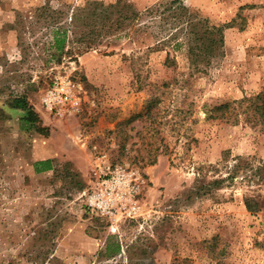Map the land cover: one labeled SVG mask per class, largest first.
<instances>
[{"label": "rangeland", "instance_id": "374dc122", "mask_svg": "<svg viewBox=\"0 0 264 264\" xmlns=\"http://www.w3.org/2000/svg\"><path fill=\"white\" fill-rule=\"evenodd\" d=\"M126 1L144 11L170 0ZM183 1L228 26L205 73L184 47L156 49L145 20L137 33L90 34L96 4L116 0H0V264H264V121L238 104L264 90V0ZM55 26L69 36L61 59ZM58 76L83 87L74 115L42 104ZM21 96L45 135L10 107ZM50 149L55 172L36 173ZM100 156L147 179L139 218L87 212L66 168L87 187Z\"/></svg>", "mask_w": 264, "mask_h": 264}, {"label": "trees", "instance_id": "16d2710c", "mask_svg": "<svg viewBox=\"0 0 264 264\" xmlns=\"http://www.w3.org/2000/svg\"><path fill=\"white\" fill-rule=\"evenodd\" d=\"M50 10L52 9L47 8L45 12ZM93 15L97 17L94 21L97 30H92L90 34L95 35L96 33L101 37L111 34L114 28L119 33L125 32V35H128L130 31L137 33L141 29L138 24L145 20L148 23L142 28L154 32L153 37L157 40L156 49H161L166 45H172L173 49L184 47L189 64L195 73H205L214 60L224 54V30L228 26L211 23L208 18L200 16L198 11L188 7L183 0L159 3L144 11H138L132 3L126 0H116L108 5L97 3ZM53 35L52 48L56 51L55 56L61 59L71 52L67 46L68 31L66 28L55 26ZM95 37L83 40L86 51L97 45ZM238 104H247L245 111L260 113L259 115L264 121V90L255 97H245L238 101ZM10 107L15 111L25 112L23 120L29 125V128L35 129L43 135L46 134L45 129L39 127L40 117L25 96L15 97L13 105ZM229 107V105H222L213 109V112L226 111ZM34 167L36 173H54L57 165L55 160L48 159L35 163ZM67 167L69 166L67 165ZM66 170L67 177L73 179L72 183L84 191L87 187H84L81 181V174L68 168ZM246 206L249 211L252 210L248 200H246ZM119 251L120 247L117 246L112 252L120 254Z\"/></svg>", "mask_w": 264, "mask_h": 264}, {"label": "built area", "instance_id": "2783aa9c", "mask_svg": "<svg viewBox=\"0 0 264 264\" xmlns=\"http://www.w3.org/2000/svg\"><path fill=\"white\" fill-rule=\"evenodd\" d=\"M83 87L68 77L58 76L45 91L42 104L57 117L74 115L79 111ZM148 187L145 176L137 169L112 164L105 156L95 159L87 188L82 199L88 213L120 225L142 215L143 195ZM259 219V240L264 244V211Z\"/></svg>", "mask_w": 264, "mask_h": 264}, {"label": "crops", "instance_id": "0c3cea01", "mask_svg": "<svg viewBox=\"0 0 264 264\" xmlns=\"http://www.w3.org/2000/svg\"><path fill=\"white\" fill-rule=\"evenodd\" d=\"M46 153H48V155L46 156V157H44V158H41V159H36L35 161H34V164L35 163H37V162H40V161H44V160H48V159H52V160H54V157H55V150L54 149H50V150H47V151H45ZM43 153V152H42ZM55 154V155H54ZM33 164V165H34Z\"/></svg>", "mask_w": 264, "mask_h": 264}]
</instances>
